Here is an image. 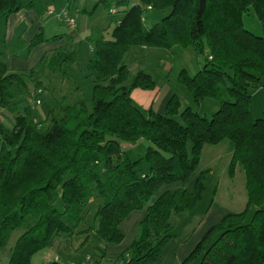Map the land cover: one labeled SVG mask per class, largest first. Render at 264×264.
Listing matches in <instances>:
<instances>
[{
  "label": "trees",
  "instance_id": "trees-1",
  "mask_svg": "<svg viewBox=\"0 0 264 264\" xmlns=\"http://www.w3.org/2000/svg\"><path fill=\"white\" fill-rule=\"evenodd\" d=\"M36 1L0 0V23L33 9ZM131 1L120 0L127 9L110 39L98 30L87 38L93 47L86 63L92 83L89 109L81 96L67 105L65 97L39 79L45 71L66 78L65 68L77 62L74 48H59L21 73L12 72L0 52V111L17 113L19 96L35 80L34 99L43 101L51 122L37 126L26 106L11 128L0 125V247L21 230L7 264H32V257L57 238L77 234L93 202V222L82 232V245L91 235L98 241L94 264H113L102 246L120 245L121 224L142 211L136 237L116 259L121 264H157L175 237L171 216L192 212L202 201L208 170L194 178L191 189L185 186L199 166L203 147L224 141L233 145L230 174L236 166L245 174L246 208L224 215L180 264H264V108L259 119L250 113L251 92L264 79V0ZM148 11L163 14L150 28L145 26ZM251 12L260 23V36L245 29ZM61 39L45 40L39 32L29 49ZM131 47L208 52L195 75L183 69L177 82L194 105L210 99L218 110L209 118L200 116L184 109L176 95L163 114L140 110L131 91H151L155 83L140 71L127 85L124 58ZM45 92L51 104L44 102ZM140 140L150 145L133 161L122 144L135 146ZM176 184L175 190L167 188ZM58 197L60 209L54 207ZM251 208L255 211L246 222Z\"/></svg>",
  "mask_w": 264,
  "mask_h": 264
},
{
  "label": "rangeland",
  "instance_id": "rangeland-1",
  "mask_svg": "<svg viewBox=\"0 0 264 264\" xmlns=\"http://www.w3.org/2000/svg\"><path fill=\"white\" fill-rule=\"evenodd\" d=\"M51 3L54 5L56 14L60 13L61 8L67 4L68 0H44L43 3ZM38 1V4H41ZM88 6V12L94 11L93 18L97 17L100 19V24H109L113 19L112 16H109L108 9L114 0H81V4L86 3ZM79 3V4H80ZM53 12H55L53 10ZM160 12H150L147 14L148 20L146 25L150 26L159 22L162 17ZM88 16V15H87ZM112 18V20H111ZM51 28L46 27L44 36L53 37L57 33V20L55 16H50L48 18ZM115 25V20H114ZM245 29L251 32L254 35H261V26L259 21L253 12H251L244 19ZM146 26V27H147ZM4 30V29H3ZM3 30L0 29V34H3ZM2 31V32H1ZM28 30L22 29L19 30L13 36V41L8 44L7 50L10 53L14 54L18 59H23L27 57L29 49V41L27 40ZM3 37H0V40ZM1 48V46H0ZM30 50V49H29ZM181 50V49H180ZM208 52L203 55H191L188 58L183 55H179L173 52V57L170 58L171 62L174 64V72L177 69L181 70L186 69V72L191 76L195 75L199 67L205 64ZM78 72L84 71L85 61L80 55L78 57ZM178 70V71H179ZM38 80V79H36ZM34 81L28 82V91L26 94L19 96L18 98V110L17 113L11 114L6 111H0V125L11 128L13 126V120L16 115H22L23 110L26 106H30L32 110V117L34 123L41 127H49L51 124L50 117L47 116L46 110L43 108V101L37 103L34 99L35 97V88ZM86 94V101H89V87L87 85L83 86ZM181 101L182 107L185 109L190 107L193 111L198 113L200 116L210 117L218 110L217 102L207 99L200 106L193 104L191 95L181 87ZM252 103L250 106V113L253 119H259L263 115L264 108V79H262L258 88L252 92ZM150 144L144 140H140L135 146H129L127 144H122L123 151L130 157L131 160H136L139 157H143L146 153V150ZM233 145L229 141H224L216 146H204L201 153V158L199 166L197 167L194 175L191 180L186 184V189H191L194 178L202 171L208 170L207 175L204 179L205 190L202 194L201 203L195 208L193 212H185L181 215H173L170 219V222L174 228V234L176 239L171 241L165 248V251H162V254L157 262V264H169L172 262V252L173 249L179 244V242L189 236L191 230L194 227L195 219L199 217L204 211L210 206L213 210L222 213V216L226 214H237L242 212L246 208L247 204V193L245 189V174L241 167L236 166L232 175L229 172V166L232 158ZM179 187V184L172 185L167 187L169 190H175ZM154 199V198H153ZM152 199V200H153ZM149 202V204L152 202ZM54 207L60 209L61 202L59 197L54 201ZM96 206L93 202L88 208V212L84 217L83 224L80 226L74 233L73 236L64 235L61 238H57L53 241L47 249L35 254L32 257V264H38L39 256L45 255V258L51 257L47 260V264L53 261H58L60 264H79L77 259L79 256L88 254L91 257H88L87 264L89 260L91 261L94 251L97 249L98 241H95L94 237L91 235L90 241L87 245L83 246L82 242L85 238V230L89 229V226L92 224L93 212L95 211ZM255 208H251L247 215L246 222H249L253 216ZM144 216V211L134 212L129 215V217L121 224L120 230L124 236V240L120 245H103L105 248L107 259L109 263L121 264L116 257L118 252H121L128 248L139 228V222ZM21 230H15L6 246L0 247V264H7L11 255V250L19 237ZM98 243V244H97ZM97 253V251H95ZM100 253H98L99 255ZM97 256V255H96ZM84 257V256H83Z\"/></svg>",
  "mask_w": 264,
  "mask_h": 264
},
{
  "label": "crops",
  "instance_id": "crops-1",
  "mask_svg": "<svg viewBox=\"0 0 264 264\" xmlns=\"http://www.w3.org/2000/svg\"><path fill=\"white\" fill-rule=\"evenodd\" d=\"M38 1L40 0L36 1L35 7L33 9H23L15 14L10 15L5 23H0V29H4L3 34H0V37H3V39L0 40V52L4 55V60L9 69L12 72L21 73L28 72L36 66L41 57L50 56L55 50L59 48H74L77 59L81 55L85 61L84 71H80V73L78 72L79 64L77 60L74 65L65 68L66 78L62 79L56 74H51L45 71L43 74L39 75V79L44 81V86H49L50 89L56 90L61 96L65 97L67 105H73L76 102L78 96H81L85 105L89 109L92 83L91 79L87 76L86 63L92 54L93 47L91 43L87 41V38L94 30H98L102 33L104 38L110 39L111 32L114 28L115 19L112 20L111 18L112 21L109 24L101 25L99 18H93V16H90L91 14L93 15L94 11H87L90 10L88 9V6L86 7L87 2L81 4V0H68L67 4L61 8L60 12L68 8L69 15L75 19V25L73 27L66 26L62 22L58 21V19L55 17L57 20L56 23L58 31L53 37L61 36L62 39L60 41L43 42L30 50L28 49L26 58L18 59L16 56H14V54L7 50V47L9 46L8 44L13 41V36L15 33H17L19 30H28L27 40L29 41V44L39 32L42 34L45 40L52 38L51 36L48 37L44 36L43 34L46 27L51 28L48 18L50 16H55V7L51 3H47L48 1L43 3L44 0H41V4H38ZM136 3V0L131 1V4ZM50 9L54 10L55 12H53L54 14L52 15H47V11ZM150 12L154 11H148L145 14V23L148 20L147 14ZM145 26L147 25L145 24ZM151 26L152 24L147 26V28H150ZM180 49L181 48L178 47H173L170 50L131 47L128 50L124 58V63L129 70L127 85L129 84L130 80H132L134 75L140 71L149 75L155 83L154 90L145 91L141 89H133L131 91V101L140 110L145 112L150 110L155 114H163L167 102L173 95L178 96L181 101V93L183 92H181V86L177 82V77L181 70L186 69H177V71L174 72V64L171 62L170 58L173 57V52L186 56L187 58L191 55L195 56L196 54L190 48ZM84 85L89 87V101H86V94L83 88ZM43 100L47 104L52 103V98L47 92L44 93ZM222 217V213L213 210L209 206L203 214L195 219L194 227L191 230V233H189V236L181 240L179 244L173 249L172 262L169 264H180L185 258H187V256L193 251L207 230L217 224ZM175 239L176 235L171 241H174ZM169 243H167V245ZM165 248L163 251H165ZM44 256L45 255L39 256L38 264H47V260L51 258H45ZM87 257L91 256L86 253L85 255L79 256L77 263L87 264L85 261ZM88 264H94V261L91 259V261L89 260Z\"/></svg>",
  "mask_w": 264,
  "mask_h": 264
},
{
  "label": "built area",
  "instance_id": "built-area-1",
  "mask_svg": "<svg viewBox=\"0 0 264 264\" xmlns=\"http://www.w3.org/2000/svg\"><path fill=\"white\" fill-rule=\"evenodd\" d=\"M119 2L120 0H114V2L110 5L108 9L109 15L115 17V25H117L120 22L121 17L123 16L125 10L127 9L126 6L120 5ZM146 9L151 10L150 7H146ZM52 14H54L53 10L50 9L49 11H47V15H52ZM55 17L58 19V21L62 22L66 26L73 27L75 25V19L69 15L68 8L56 14ZM142 21L144 22V18H142ZM36 102L40 103V101H36ZM86 259H88V257ZM69 264H73V263H69Z\"/></svg>",
  "mask_w": 264,
  "mask_h": 264
}]
</instances>
